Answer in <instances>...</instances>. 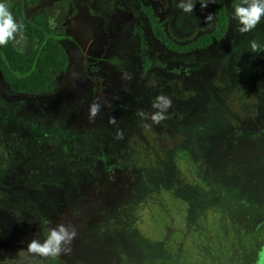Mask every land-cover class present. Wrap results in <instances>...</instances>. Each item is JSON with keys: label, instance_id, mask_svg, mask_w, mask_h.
<instances>
[{"label": "rangeland", "instance_id": "obj_1", "mask_svg": "<svg viewBox=\"0 0 264 264\" xmlns=\"http://www.w3.org/2000/svg\"><path fill=\"white\" fill-rule=\"evenodd\" d=\"M144 1L151 13L145 10ZM15 2L10 0V11ZM58 2L60 5L55 6ZM178 2L38 0L35 5L25 6L28 18L52 9L50 23L61 24L64 35L60 44L69 62L50 94L33 97L11 93L0 77L1 207L11 210L16 199L48 198L61 202L62 208H69V217L63 215L67 224L76 226L78 217L87 214L90 217L92 213L82 205V200L102 190L99 179H89V173L95 175L99 171L95 170V164L91 166L93 160L89 159L96 153L101 156L114 153L105 144H99V140L111 141L117 133L113 130H120L121 124L123 136L134 128L133 112L125 109L121 113L114 110L113 104L123 95L124 100L136 98L146 74H159L158 79L162 80L169 75L166 69L176 71L180 66H191L192 74L199 71L211 74L215 68L218 82L225 87L238 91L250 89L263 99L264 52L252 53L249 41L264 45V19L251 32L241 34L237 30L238 22L232 18L234 0H226L230 23L222 42L200 53L180 57L163 47L153 27L162 28L173 42L185 44L212 31L216 21H205V16L211 13L209 4L201 9L197 2L193 13L187 14L177 7ZM64 4L66 10L62 8ZM12 43L18 52L28 53L26 38ZM146 62L151 69L144 74ZM125 73L131 79L123 78ZM93 102H98L101 109L94 122H90L89 106ZM112 118L114 123H110ZM259 122L264 126V110ZM79 145L85 147L87 158L80 159V164L88 165L87 168L75 164L78 160L72 158ZM215 161H220V157ZM238 169L241 168L237 165L227 168L230 181ZM75 175L79 179H71ZM205 175L199 163L182 158L175 184L155 187L146 201L126 206L122 210L124 219H111L94 226H89L87 221L83 227L80 224L79 230L95 247L103 245L107 233L121 234L124 241L116 238L107 248L119 254L121 264L141 262L139 254L146 255V264H180V246L182 264H204L201 255L218 254L235 240L240 241L238 252L242 251L244 262L251 263L259 244L257 231L264 214L262 200L254 195L246 197L241 188L233 196L223 191L218 193ZM85 176L91 185L84 180ZM126 242L130 245H125Z\"/></svg>", "mask_w": 264, "mask_h": 264}, {"label": "trees", "instance_id": "obj_2", "mask_svg": "<svg viewBox=\"0 0 264 264\" xmlns=\"http://www.w3.org/2000/svg\"><path fill=\"white\" fill-rule=\"evenodd\" d=\"M37 1L16 0L11 10L15 21L23 25V37L29 41L28 53L18 52L12 41L0 47V77L11 93L21 96L52 93L69 62L60 44L64 35L61 24L52 26L50 23L52 9L31 18L26 16L25 6L35 5ZM59 5V2L55 4ZM144 6L149 13L146 1ZM62 8L66 10L67 5ZM209 9L216 21L215 28L189 43L173 42L160 27H153L154 35L168 52L180 57L217 46L229 31L226 0H215L209 4ZM190 67L180 66L176 71L166 69L169 75L160 80L159 74H146L151 69L146 62L143 73L147 76L141 81L143 84L136 98L124 100L123 95L113 104L114 110L121 113L125 109L133 112L136 124L122 139L99 140V144H105L106 149L114 153L106 156L96 153L89 159L93 160L91 166L95 164V170H99L95 175L89 173V179H99L102 192H94L88 200L81 199L82 205L92 215L77 218V236L72 242L71 253L47 259L26 254L32 239L43 242L49 228L61 223L67 225L63 215L69 217V208H62V203L56 199L22 198L15 200L11 210L0 205V264L51 261L57 264H121L119 254L107 249L116 242V238L124 241L121 234L107 233L103 245L95 247L81 234L80 224L83 227L88 221L89 226H94L111 219H124L122 210L126 206L146 201L155 187L176 183L182 158L199 163L218 193L223 191L226 194L230 188L238 191L241 188L246 197L254 195L264 204V126L259 122L264 110V96L263 99L256 97L250 89L238 91L225 87L217 80L218 69L213 68L211 74H206L195 68L198 73L192 74ZM160 94L172 100L168 118L160 125L146 129L144 123L151 124V121H142L136 113L138 110L155 111L151 105ZM118 129L123 131V124ZM84 150V146H77L72 158L78 160L75 164L87 168L88 165L80 164V159L87 160ZM219 157L220 161L216 162ZM230 165L241 168L233 172L231 184L227 175ZM75 176L71 179H79L78 175ZM86 176L84 180L91 185ZM138 256L141 262L134 260L128 264H146V255Z\"/></svg>", "mask_w": 264, "mask_h": 264}, {"label": "clouds", "instance_id": "obj_3", "mask_svg": "<svg viewBox=\"0 0 264 264\" xmlns=\"http://www.w3.org/2000/svg\"><path fill=\"white\" fill-rule=\"evenodd\" d=\"M199 2L201 9H204L210 3H215V0H179L177 7L184 13L192 14L195 9V4ZM232 18L238 22V32L245 34L251 32L264 19V0H234ZM214 15L209 13L205 16L206 22H212ZM23 37V25L15 21L10 11V0H0V47L6 46L10 41L19 43ZM249 48L252 53L264 52V45H261L256 40L249 41ZM125 79H131L127 73L124 74ZM172 106L170 97L160 94L155 97L151 107L155 110L151 113L138 110L136 115L142 121H151V124L144 123L146 129H150L153 125H160L168 118V109ZM101 105L98 102H93L89 106L88 119L94 122L99 114ZM112 118L110 123H114ZM123 133L118 130L116 139H122ZM77 232L75 226L71 223L57 224L55 227L49 228L48 235L41 242L39 239H32L27 246L26 254L28 256L40 258H57L61 255L70 254L72 251L71 245L76 238ZM26 258V257H25Z\"/></svg>", "mask_w": 264, "mask_h": 264}, {"label": "flooded vegetation", "instance_id": "obj_4", "mask_svg": "<svg viewBox=\"0 0 264 264\" xmlns=\"http://www.w3.org/2000/svg\"><path fill=\"white\" fill-rule=\"evenodd\" d=\"M239 167V166H238ZM230 178V175H229ZM231 181H229L230 183ZM229 185V184H228ZM234 191H238L234 188L228 189L227 193L233 194ZM233 196V195H232ZM261 221V225L258 228V247L255 254V259L249 263V261L243 260L242 251L238 252V244L240 241H234L229 247H222L220 253L216 254H203L200 257V261H204V264H264V214ZM231 232V231H230ZM183 247L180 246V264H182Z\"/></svg>", "mask_w": 264, "mask_h": 264}]
</instances>
